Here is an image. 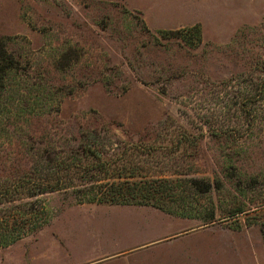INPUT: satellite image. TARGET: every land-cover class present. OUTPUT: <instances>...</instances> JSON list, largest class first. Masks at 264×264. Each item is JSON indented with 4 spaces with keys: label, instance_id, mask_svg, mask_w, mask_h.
Wrapping results in <instances>:
<instances>
[{
    "label": "rangeland",
    "instance_id": "rangeland-1",
    "mask_svg": "<svg viewBox=\"0 0 264 264\" xmlns=\"http://www.w3.org/2000/svg\"><path fill=\"white\" fill-rule=\"evenodd\" d=\"M246 3L203 30L222 2L0 0V37L20 62L2 144L68 148L96 130L122 174L197 184L163 200L187 218L47 194L50 224L0 264H264V114L243 107L246 80L264 77V0ZM197 24L201 43L159 34Z\"/></svg>",
    "mask_w": 264,
    "mask_h": 264
},
{
    "label": "trees",
    "instance_id": "trees-1",
    "mask_svg": "<svg viewBox=\"0 0 264 264\" xmlns=\"http://www.w3.org/2000/svg\"><path fill=\"white\" fill-rule=\"evenodd\" d=\"M195 33L201 43L199 24L174 31H160L163 37L184 38ZM7 37H0V117L4 116L10 98H4L9 89L7 79L17 72L20 62L8 51ZM264 76V64L261 68ZM244 104L249 115L264 114V77L246 80ZM248 113V112H247ZM1 119V118H0ZM92 139H83L76 146L35 148L19 141L2 144L0 137V250L9 248L25 238L38 234L51 222L45 196L62 194L74 205L107 204L122 207H151L179 218L193 216L188 212L166 208L163 200L173 197V186L185 181L197 189L193 180L181 178L126 176L106 158L104 144L96 137L98 132H86ZM29 151L40 153L34 157H19ZM210 214L204 221L211 222Z\"/></svg>",
    "mask_w": 264,
    "mask_h": 264
},
{
    "label": "crops",
    "instance_id": "crops-1",
    "mask_svg": "<svg viewBox=\"0 0 264 264\" xmlns=\"http://www.w3.org/2000/svg\"><path fill=\"white\" fill-rule=\"evenodd\" d=\"M210 1H212V2H222V4H220V5H218L217 6V4H216V6H214V5H212L210 8H209V10H210V12H205V20L203 21V20H199L198 22H200V24L202 25V29L204 30V26H205V24H206V22L207 23H212V22H210L209 21V19L210 18H217L219 21H221V23H220V25H222V23L224 22L222 19L223 18H225V16H227L226 15V10H227V7L229 6V4L231 3V2H233V3H236V1H238V2H241V4H242V9L245 11L246 9L248 10L250 7H249V3H246V1H248L249 2V0H210ZM232 7H235V6H232ZM245 7H247V8H245ZM213 8H215V11L214 12H212V10H214ZM223 12H222V11ZM218 11V12H217ZM202 30V31H203ZM204 32V31H203ZM41 232V231H40Z\"/></svg>",
    "mask_w": 264,
    "mask_h": 264
}]
</instances>
